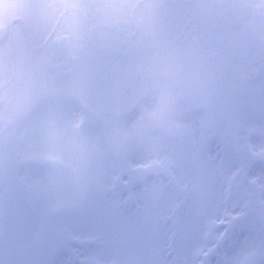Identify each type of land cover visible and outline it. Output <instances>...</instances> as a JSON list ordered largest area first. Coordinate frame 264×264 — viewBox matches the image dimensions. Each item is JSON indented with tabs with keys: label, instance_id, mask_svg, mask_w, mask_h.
<instances>
[{
	"label": "flooded vegetation",
	"instance_id": "obj_1",
	"mask_svg": "<svg viewBox=\"0 0 264 264\" xmlns=\"http://www.w3.org/2000/svg\"><path fill=\"white\" fill-rule=\"evenodd\" d=\"M23 1L0 19L2 156H16L23 139L36 144L49 130L59 137L45 146L81 147L86 138L90 148L116 146L110 127L117 137L139 117L148 125L149 101L164 98H192L209 118L225 121L264 70V0ZM246 35L256 47L234 62L235 41ZM224 72L226 84L218 79ZM102 78L140 84L145 103L124 119L94 120L70 108L82 85ZM120 122L130 125H106Z\"/></svg>",
	"mask_w": 264,
	"mask_h": 264
},
{
	"label": "snow or ice",
	"instance_id": "obj_2",
	"mask_svg": "<svg viewBox=\"0 0 264 264\" xmlns=\"http://www.w3.org/2000/svg\"><path fill=\"white\" fill-rule=\"evenodd\" d=\"M250 133L255 138L237 135L232 149L210 150L200 164L124 157L101 178L102 195L92 191L71 205L37 196L22 207L9 186L0 240L7 258L0 264H32L37 252L43 254L38 264H153L128 255L130 246L145 244L174 254L173 264H264V102ZM157 168L174 181L141 186L139 215L109 202L114 181L146 178ZM223 203L230 210L222 213ZM208 236L211 244L204 242Z\"/></svg>",
	"mask_w": 264,
	"mask_h": 264
},
{
	"label": "rangeland",
	"instance_id": "obj_3",
	"mask_svg": "<svg viewBox=\"0 0 264 264\" xmlns=\"http://www.w3.org/2000/svg\"><path fill=\"white\" fill-rule=\"evenodd\" d=\"M20 5H24L23 0H0V19H5L14 12L12 9ZM259 37L264 38V34ZM248 92L249 95L244 100L238 98L226 112L228 119L225 121L207 119L208 114L195 109L199 101L182 98L175 102L162 99L151 105L149 127L139 121L141 117L134 121L132 127L122 122L107 123L106 125L113 124L118 129L129 126V132L125 131L123 136L119 134L117 137V131L110 127L111 138L114 137L113 142L116 144L109 146L112 149L111 157L107 154L108 151L90 148L94 141L88 138L81 147L61 148L54 144L45 146L47 141L59 137L50 130L46 135H40V142L36 144L23 139L21 150L16 156L10 157L12 153L9 150L3 156L0 154V187L3 188L0 192V240L7 224L9 186L14 189L13 200H18L22 207H27L37 196L51 203L71 205L92 191L102 195L104 189L100 183L101 178L111 169H118L124 157L143 160L168 158L188 164H200L207 160L210 150L232 149L237 135H252L255 138L250 129L256 126L260 117L264 102V84L260 82ZM157 125H161V128L156 127ZM143 129L149 132L148 135ZM53 156L57 158L54 159ZM173 181V175L164 168L149 171L146 178L131 175L121 177L114 181L108 193L109 202L116 204L122 211L136 212L139 215L136 197L140 187L151 184L169 185ZM229 210L228 203L221 204L222 213ZM204 242L211 244V236ZM42 255L39 252L34 253L30 257L32 264H38ZM128 255L147 256L153 264H173L174 258V254L167 255L149 244H145L142 249L135 245L130 246ZM6 258V250L0 246V261ZM215 259L213 257V262Z\"/></svg>",
	"mask_w": 264,
	"mask_h": 264
},
{
	"label": "water",
	"instance_id": "obj_4",
	"mask_svg": "<svg viewBox=\"0 0 264 264\" xmlns=\"http://www.w3.org/2000/svg\"><path fill=\"white\" fill-rule=\"evenodd\" d=\"M250 49L243 55L239 50L235 52L236 59H243L246 57ZM242 55V56H241ZM96 88L102 86L100 92H94L91 88L94 85L81 87L79 91V103L93 116L98 117L100 115L108 114L115 118L124 117L129 115L138 104L144 100L143 92H136L131 89H127L114 82L100 83ZM83 100L80 98L83 96Z\"/></svg>",
	"mask_w": 264,
	"mask_h": 264
}]
</instances>
